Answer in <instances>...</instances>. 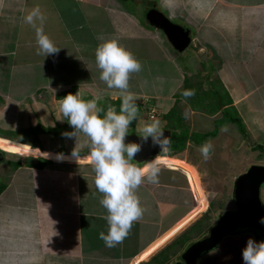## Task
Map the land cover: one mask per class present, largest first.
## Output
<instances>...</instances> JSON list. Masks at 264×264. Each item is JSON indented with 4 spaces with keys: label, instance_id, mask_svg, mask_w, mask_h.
<instances>
[{
    "label": "crops",
    "instance_id": "0c3cea01",
    "mask_svg": "<svg viewBox=\"0 0 264 264\" xmlns=\"http://www.w3.org/2000/svg\"><path fill=\"white\" fill-rule=\"evenodd\" d=\"M85 1L0 0V99L5 100L0 108L9 104L8 109L12 108L13 112L12 104L21 103L18 89L27 85L21 78L22 69L34 67L33 63L36 62L48 65L53 61L71 59L72 51L73 56L82 61L86 68L85 62L96 63L97 46L115 38L135 54L140 53L142 46L150 51L148 54L155 51L154 62L159 61L157 80L162 87L139 93L145 99H155L154 105L144 102L148 108L161 107L158 118H163L164 129L167 128L171 107L178 102L185 105L186 113L177 107L180 111L179 122L167 128L178 135H183L186 130L187 134L183 135L188 137L185 148L174 151L173 157L161 158L158 183L145 181L139 186L137 194L145 209L144 214L133 222L121 243L109 248L99 239V233H106L108 229L105 219L107 211L99 203L103 194L96 189L91 163L87 159H80L77 164L71 158L72 152L53 149L41 151L17 141L14 155L43 157L52 161L46 163L44 159H24L17 161L18 166L9 162L3 164L9 168L2 177L4 186L0 191V264L147 263L188 226L189 222L180 232L167 238L171 228L192 210L195 201L196 205L202 201L201 198L197 199L190 185L197 183L200 193L205 194L201 182L192 180L196 174L193 167L200 176L204 171L202 162L209 161L212 151L207 160L201 153L195 159L193 153L199 151L202 144L193 141L192 136L212 132L216 128L215 120L220 119L222 112H227L231 117L243 121L248 136L256 144L262 139L264 141V0H161L169 7L170 19L194 33L192 42L196 57L188 60L172 55L174 49L163 33L159 31L163 35L160 36L158 32L145 29L142 19L135 18L136 12L125 6L126 1L105 0L104 4L101 0L98 3ZM161 1L156 0L162 10L165 6L161 5ZM85 5L94 12L93 16L98 17L99 14L104 20H113L109 30L102 33L92 28L90 20L87 21ZM37 6L45 17L44 32L60 48L58 53L47 57L37 54L35 29L23 22V17ZM137 59L149 65L146 58L138 55ZM184 60H187V64L183 69ZM210 61L219 65L210 73V78L219 81L225 91L223 97H226V101L219 104L221 110L217 109L216 114L204 110L200 105L195 108L191 103L195 88L199 86L195 81L200 82L197 71H204L203 64ZM16 67L19 68V88H13ZM84 84L85 80L78 81V85ZM44 87H39L33 93L38 91L39 94ZM165 87L169 88L166 90ZM212 88L207 85V89ZM185 90L194 91V95L184 97L182 93ZM113 105L119 111V107ZM144 113L139 120L140 126L142 120L149 122ZM39 116L42 124L65 122L63 119L59 121L52 109L47 113L43 109ZM56 118L58 122H55ZM183 125L188 129L181 133ZM222 128L227 130L222 131ZM235 128L232 123L220 126L217 134L206 141H221L223 144L226 142L224 137H229ZM251 132L254 133L253 138ZM236 138L238 140L234 141L238 146L242 139ZM88 152H82L79 156L87 157ZM61 153L64 159L57 158ZM194 190L198 191L197 188Z\"/></svg>",
    "mask_w": 264,
    "mask_h": 264
},
{
    "label": "rangeland",
    "instance_id": "374dc122",
    "mask_svg": "<svg viewBox=\"0 0 264 264\" xmlns=\"http://www.w3.org/2000/svg\"><path fill=\"white\" fill-rule=\"evenodd\" d=\"M93 1L95 3L100 2V0ZM101 1L104 4L105 0ZM124 1L128 2H124L126 4V7H130L132 8V11L136 12L135 18L137 20L143 19L142 4H144V2L147 0ZM149 1L151 0H148L147 2ZM85 2L89 3V0H86ZM161 5L165 6L162 8V11L166 15H168L170 12L169 7H166V5L162 1ZM84 8L87 16V21L90 20V24L92 28H94V30L101 32L109 30V28L113 24V20H104V18L99 14L98 17L93 16L92 14L94 12L88 9L89 6L85 5ZM172 21L179 23L175 20ZM142 25L147 30L159 33V31L154 27H151L143 22ZM161 33H159L160 36L162 35ZM193 43L194 42H192L184 52L178 53L174 50V52H172L171 54L177 57V59L187 58L188 60L190 57L195 58L196 54L194 52L195 50L193 48ZM148 46L150 47V45ZM139 50L140 53L133 54L136 58L138 55H140L142 58H146V60H148L149 62V65L143 60L140 61L142 64V70L138 73L131 74L129 80V90L137 94L138 115L136 120L132 122L133 125L131 124L129 126L128 133L136 135H142V128L145 123H147H144V120H142V126H140L139 122V120L142 118V115L145 114L144 112H146L145 118L148 117V107L144 102L147 101L151 105L155 104V99L150 98L149 101L148 99H145L144 96L142 97L139 92H144L150 88H155L158 86L162 87L159 83V80H157V66L159 64V61L156 60L154 62L155 59L153 58L156 54L154 53L155 51L152 50V52L148 54L150 51L147 50L144 46H142ZM71 55V59L65 58V60H59L58 62L53 61L48 65H46L45 62H36L35 64L33 63L34 67H27L22 69L21 73L23 74V76L21 78L24 79L25 83H27L25 88H19V68H15L13 88H19L18 95L20 93V96L22 98L21 103L15 104L16 106L12 104L13 112L12 108L11 110L8 109L9 104L6 106L4 105V108H0V136L6 137H0V149L8 153L6 154V158L9 160L8 162L11 165H13L12 163L14 162L22 161L24 159H26L27 161L37 160V158L14 155L17 141L20 143L22 142L21 144L30 143L34 147L43 150L53 149L62 152H72V150L75 148V151L78 154L89 151V140L82 132L78 133L77 140L76 138H68L62 135V133L64 132L73 131V128L68 123L67 119L65 118L64 120V116L62 114V111L60 110V100L67 94H75L77 91H79L81 97L85 100L96 99L97 106L103 108L105 112L110 105L114 106L113 103L116 102L117 99L120 100L121 104L122 98L120 96V90L107 87L106 83L100 79L101 69L98 68L95 62H85L87 64L86 70V68L83 67L82 61H79L76 57L73 56V51L71 52ZM187 60L183 61L184 66H181L183 69L185 68V64H187ZM177 63L179 65H182L180 60H177ZM203 66L205 67L204 71H197V76L200 77V82L197 83L195 81V84L199 86L195 88V97H193L191 103L195 108L200 105L204 110L214 113L219 108V104L221 103V101H226V97H223L225 91L219 81L216 78H210V73L213 71V69H216V66L218 67L219 65H216L215 61H210L204 63ZM204 72H206V74L203 75L202 73ZM16 76L18 77V79H16ZM83 80H85L86 84L78 85V81L80 83ZM58 83H61L63 85H59ZM189 84H191V82H189ZM207 85L213 88L207 89ZM42 86H45L42 92L40 90L39 94H37L38 91L33 93L34 90H37ZM77 88L78 90H76ZM168 88L169 87H165L166 90ZM28 92L31 93L26 96V93ZM180 102L182 101L180 100ZM4 103L5 100L0 99V106H2ZM161 103L163 102L161 101ZM117 104H115V106H117ZM162 106L165 107L164 104ZM178 106L181 107L183 112L186 113V109H184L185 105L178 102L175 106H172L169 110V113H173L174 115L170 120L172 124L178 123L177 115L180 113L179 108H177ZM157 108L161 109V107L158 106ZM43 109L45 113H47V111L49 112L52 109V111L56 113V116L59 117V121H61L62 119L63 122L65 121L64 124H42L40 122L39 114ZM217 112H215L214 114H216ZM160 113L161 112H159V115ZM101 115H103V113H101ZM148 118V120L150 121V117ZM158 119H160L161 121V127H164L165 125L163 118L160 117ZM58 120L56 118L55 122H58ZM185 128L188 129L186 125H183L181 127V133L184 132ZM237 128L233 130L234 132L230 131L232 133H230L229 137L228 135L224 137V140H226L225 143L221 144V141H219L218 143L214 142L215 144L212 143L214 145V148L212 149V155L209 161L202 162L204 171H202L200 175L201 177L199 176L197 170L191 165L193 167L194 173H196L195 176H192V180L195 179L201 182L205 194L202 195L200 193L201 191L199 186H197V183H193V185H190L191 190L195 192L197 199L201 198L202 201L197 205L195 201V206L192 208V210L185 217L179 220L169 231V236L167 238L171 237L174 233L180 232L184 228L183 226L189 222L188 226H186L183 231L178 233L174 237V239L172 238L173 240H175L179 236L181 238V243L176 247V249H173L172 245L168 244L172 243L173 240L165 244L167 253L164 255H167L168 257V260L165 261V264H171L172 262H174L178 258L179 254H181V252H183L189 244L206 234L208 229L216 223L217 217L220 213H223L227 210H234L235 206L232 199V193L235 179L240 174L244 173L253 164L264 165V151L256 149L255 146L257 145V142H254L253 139L251 140L249 136L248 139L244 138ZM185 134H187L186 130L183 135ZM253 134L254 133L251 132L250 136L252 137ZM195 136L199 137V134ZM236 136L239 137V140L242 139L240 140L238 146L234 141L238 140ZM7 138L13 139L15 141L9 140ZM254 139H256V137ZM259 142L260 143L258 144L264 143L263 139ZM199 154L200 152L196 150V152L193 153L194 158L196 159V156L198 157ZM170 155H172V153H167V155L164 154L160 157V160L161 158L168 157ZM139 166H141V164ZM8 168L9 166H0V177L2 179H0V187H2L3 185L1 181H3L4 178L2 177L8 173ZM196 188L198 189V191L194 190ZM261 196L264 204V187H262ZM200 221H202L201 224H203L202 230L192 235L193 230H195V227L192 226L196 225ZM249 237H254L255 239L257 238L250 235L249 232H241L240 234H236L230 237L226 236L213 252L211 251V253L202 256V258L198 261V264H243L241 249L245 246L246 240ZM256 240H264V237L258 238ZM160 254L162 255L163 253ZM162 257H160L158 260L160 261V264H164V261L162 263ZM150 260L148 262H150Z\"/></svg>",
    "mask_w": 264,
    "mask_h": 264
},
{
    "label": "clouds",
    "instance_id": "9594fccd",
    "mask_svg": "<svg viewBox=\"0 0 264 264\" xmlns=\"http://www.w3.org/2000/svg\"><path fill=\"white\" fill-rule=\"evenodd\" d=\"M44 20L45 17L38 6L23 17V22L32 25L35 29L36 44L38 45L37 54L47 57L58 53L60 48L44 32ZM37 21H39V26ZM95 61L98 68L101 69L100 79L106 83L108 88L120 90L122 99L119 111L110 105L105 112L103 108L97 106L96 99L85 100L81 97L79 91L75 94L69 93L61 98L60 110L72 126L73 131L64 132L62 135L77 140L78 133L82 132L89 140L87 157H80L74 148L71 158H74L77 164L80 159H87L93 166L96 189L103 194L99 203L107 211L105 219L108 229L106 233H99V239L104 242L106 247L111 248L124 240L134 221L142 218L145 209L141 204L137 189L145 181L152 184L159 182L160 157L171 153L170 149L168 150L170 137L164 135V128L161 127V121L158 119L159 112H161L159 108L157 106L147 108L148 117L151 120L145 123L142 128V135H139V137L143 141H148L151 138L153 144L159 145L162 151L155 158L144 161L142 164L136 159V154L141 150L142 145L135 141L125 143V137L131 134L128 133L129 126L136 120L138 115L137 94L129 90V80L131 74L142 70V64L131 51L115 38L106 40L97 46ZM182 95L189 97L194 95V91L185 90ZM151 111L155 112L153 118L150 115ZM226 130V128H222V131ZM28 145L33 148L30 143ZM212 149L213 144L211 140H208L200 146L199 151L202 157L207 160ZM39 150L46 151V149ZM0 151L4 153V156L2 154L4 160L0 162V166H3L9 161L6 158L8 153L1 149ZM173 156L174 153L170 155V157ZM24 157L37 158V160L43 159V157L34 156ZM57 158L64 159L65 157L61 153L58 154ZM44 160L52 161L49 159ZM140 164L141 166H139ZM259 223L264 225V217L259 219ZM250 235L254 236L251 233ZM230 236L234 235L227 237ZM181 254L173 264L181 263ZM241 257L243 264H264V240L258 241L254 237H249L245 246L241 249ZM198 261L196 264H198Z\"/></svg>",
    "mask_w": 264,
    "mask_h": 264
},
{
    "label": "water",
    "instance_id": "95a60500",
    "mask_svg": "<svg viewBox=\"0 0 264 264\" xmlns=\"http://www.w3.org/2000/svg\"><path fill=\"white\" fill-rule=\"evenodd\" d=\"M142 15L144 23L161 31L176 52H184L192 43L193 33L191 30L172 21L159 8L156 1H149L142 10ZM163 130L164 135L170 137L169 150L172 133L168 129ZM132 141L142 145L141 150L136 154V159L141 164L161 154L160 146L153 144L151 138L148 141H143L139 135L128 134L125 137V143ZM3 160L4 158L0 154V162ZM262 187H264V165L253 164L234 181L232 193L234 210L220 213L216 223L209 228L207 233L193 241L183 251L179 264H196L203 254L215 250L220 242L229 235L249 232L257 237L256 239L264 237V225L259 223V219L264 217Z\"/></svg>",
    "mask_w": 264,
    "mask_h": 264
},
{
    "label": "trees",
    "instance_id": "16d2710c",
    "mask_svg": "<svg viewBox=\"0 0 264 264\" xmlns=\"http://www.w3.org/2000/svg\"><path fill=\"white\" fill-rule=\"evenodd\" d=\"M142 21H143V19H142ZM143 23H144V21H143ZM64 93H68V92H64ZM61 94H63V93H61ZM118 103V104H117ZM114 104H117V107H119L120 108V100L119 99H117V101L116 102H114ZM225 104V103H224ZM118 108V109H119ZM219 110H221V106H219V108H218ZM175 111V110H174ZM223 114H222V116L220 117V119H217V120H215V125H216V128L212 131V132H210V133H206V134H203V135H199V137H196L195 135L194 136H192V140L193 141H195L196 143H198V144H203L205 141H206V139L208 138V137H210V136H215L216 134H217V131H218V129H219V127L220 126H225L226 124H229V123H232V124H234V125H236L237 127H238V130L240 131V133H241V135L244 137V138H246V139H248V132H247V130H246V127L244 126V124H243V121L241 120V119H239V118H234V117H231L230 116V114L229 113H227V112H222ZM174 115H173V113L171 114V113H169L168 114V123H167V128H171L172 127V123L170 122V120L172 119V117H173ZM171 117V118H170ZM178 118V119H177ZM177 121L179 122V116L177 115ZM173 125L175 126L176 124H174L173 123ZM166 128V127H165ZM172 135H174V136H172V141H171V147H170V152L171 153H173L174 151H180V150H183L184 148H185V143H186V141H187V136H183L182 134L181 135H178V134H175V133H173ZM178 135V136H177ZM32 147L33 148H35L33 145H32ZM255 148L256 149H259V150H261V151H264V143H261V144H257L256 146H255ZM43 150V149H42ZM38 160H40V159H38ZM40 161H42V160H40ZM44 162H46V163H51V161H48V160H43ZM13 164V166H18L19 165V163H16V162H14V163H12ZM1 189H2V187H0V191H1ZM201 222L202 221H200L199 223H197L196 225H193L192 227H195V230H193V234L192 235H194V234H196V233H198L199 231H201L202 230V228H203V224H201ZM204 227H205V224H204ZM190 230V229H189ZM189 230H188V232H189ZM189 241V240H188ZM181 243V238H180V236L179 237H177L175 240H173L172 241V243H170L171 245H172V247H173V249H176V247L179 245ZM182 245H183V242H182ZM167 248H164L161 252H159L157 255H155L151 260H150V262H148V263H143V264H160V261H158L159 260V258L160 257H162L164 254H166L167 253V250H166ZM160 253H163L162 255L160 254ZM163 259H162V263H163V261H164V264H165V261H167L168 260V257H167V255L165 256H163L162 257ZM174 262H172L171 264H173Z\"/></svg>",
    "mask_w": 264,
    "mask_h": 264
},
{
    "label": "flooded vegetation",
    "instance_id": "af4514ba",
    "mask_svg": "<svg viewBox=\"0 0 264 264\" xmlns=\"http://www.w3.org/2000/svg\"><path fill=\"white\" fill-rule=\"evenodd\" d=\"M147 4H148V2L145 1L144 4H143V6H142V8L144 9L147 6ZM0 153L3 154V156H4V153H2L1 151H0Z\"/></svg>",
    "mask_w": 264,
    "mask_h": 264
},
{
    "label": "built area",
    "instance_id": "2783aa9c",
    "mask_svg": "<svg viewBox=\"0 0 264 264\" xmlns=\"http://www.w3.org/2000/svg\"><path fill=\"white\" fill-rule=\"evenodd\" d=\"M150 115H151V117L153 118V117L155 116V112H154V111H151V112H150Z\"/></svg>",
    "mask_w": 264,
    "mask_h": 264
}]
</instances>
